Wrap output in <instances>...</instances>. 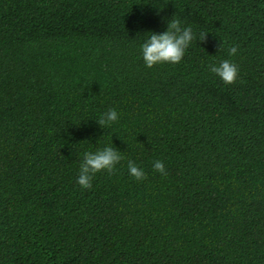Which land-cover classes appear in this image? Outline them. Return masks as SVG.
Listing matches in <instances>:
<instances>
[{
    "label": "trees",
    "instance_id": "1",
    "mask_svg": "<svg viewBox=\"0 0 264 264\" xmlns=\"http://www.w3.org/2000/svg\"><path fill=\"white\" fill-rule=\"evenodd\" d=\"M172 18L196 39L146 67ZM0 264H264V0H0Z\"/></svg>",
    "mask_w": 264,
    "mask_h": 264
},
{
    "label": "clouds",
    "instance_id": "2",
    "mask_svg": "<svg viewBox=\"0 0 264 264\" xmlns=\"http://www.w3.org/2000/svg\"><path fill=\"white\" fill-rule=\"evenodd\" d=\"M149 39L142 45V57L145 66L152 68L155 65L170 63L178 64L184 57L185 50L191 42L196 39L191 27H182L178 19L172 18L167 23V30L161 34L150 33ZM207 33H201L199 41L204 42ZM229 55H235L237 47L233 46L229 50ZM209 70L218 76L225 85H232L238 76V66L230 60H223L218 66L210 65ZM118 113L115 109H109L103 113L97 124L103 129L111 126L118 120ZM77 184L81 189H91L93 177L102 171H107L111 175L117 164L123 159L122 154L115 147H105L96 152H85ZM129 174L138 181L146 179L144 171L136 166L133 161H128ZM153 170L162 175H167L162 161H155Z\"/></svg>",
    "mask_w": 264,
    "mask_h": 264
}]
</instances>
